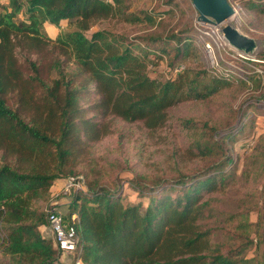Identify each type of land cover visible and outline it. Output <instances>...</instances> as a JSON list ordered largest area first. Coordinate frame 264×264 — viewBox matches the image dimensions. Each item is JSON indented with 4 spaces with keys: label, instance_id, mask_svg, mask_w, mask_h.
Listing matches in <instances>:
<instances>
[{
    "label": "trees",
    "instance_id": "trees-1",
    "mask_svg": "<svg viewBox=\"0 0 264 264\" xmlns=\"http://www.w3.org/2000/svg\"><path fill=\"white\" fill-rule=\"evenodd\" d=\"M235 1L264 15V0ZM164 3L167 10L150 11H130L129 0L0 4V264H61L62 252L40 228L54 207L52 185L70 177L83 181L64 204L80 248L72 264H264L263 251L246 258L263 243V234L251 238L254 202L241 198L229 211L212 197L233 182L239 157L231 146L254 128L257 109L244 100L224 128L172 116L178 105L207 101L231 82L203 68L192 29L159 31L179 6ZM110 20L154 29L88 34ZM45 25L60 29L54 39ZM258 57L263 63L264 52ZM114 119L140 122L150 133L175 123L189 139L186 159L206 162L173 168L171 176L129 178L130 201L119 176L103 182L106 168L87 163L91 145L117 133ZM251 151L252 165L264 160V128Z\"/></svg>",
    "mask_w": 264,
    "mask_h": 264
},
{
    "label": "rangeland",
    "instance_id": "rangeland-1",
    "mask_svg": "<svg viewBox=\"0 0 264 264\" xmlns=\"http://www.w3.org/2000/svg\"><path fill=\"white\" fill-rule=\"evenodd\" d=\"M7 1L0 0V4H6ZM164 1L129 0L130 11H150L154 7H159L158 10H167L169 7L165 5ZM175 1L179 3V6L174 16L172 18L165 17V24L159 31L164 28L174 32L181 29H192L194 31L193 42L200 49L199 61L203 68L225 76L231 85L207 101H190L178 105L172 109V116L175 119H192L198 123L207 122L209 125L224 128L232 126L231 116L235 115L237 108L244 109V100L254 103L252 106L257 109L256 112L249 111L258 116L255 117L254 128L246 129L231 146L232 156L239 157L233 182L228 184L223 193H213L212 197L221 199L223 208L229 211L235 209V203L241 198L254 202V209L249 216V221L257 226L256 233H253L251 238L258 240L264 230V224L258 223V218L262 219L264 214V160L255 161L256 163L252 165L256 153L252 152L251 148L264 128V62L262 63L261 58L258 57L264 52L262 46L264 15H253L240 7L237 1L231 0L234 13L223 25L234 26L240 33L258 43L253 55L244 56L228 45L221 32L223 25L213 27L199 22L198 14L190 0ZM100 28L125 32L129 36L150 33L154 29L145 24L116 26L115 22L110 20L93 26L88 34ZM45 32L48 37L54 39L60 29L45 25ZM163 69L164 65L162 64L159 70ZM239 80L243 81L245 85L239 84ZM114 126L117 130L116 134L91 145L87 163L91 166L96 164L106 168L102 176L103 182L108 183L107 180L119 176L123 180L121 185L124 193L129 195L130 201L134 200V195L127 186L129 178L155 175L162 170H165L167 176H171L173 168L188 171L200 168L206 162L186 159L189 139L184 130H179V126L177 127L175 123H173L172 130L168 131L164 128L155 133L148 132L140 122L128 125L114 119ZM111 164L116 166L110 169ZM65 187V180L56 181L51 187V205L57 209L60 208L64 214L66 213L64 204L72 193V189L67 192ZM0 237L3 238L4 234L0 233ZM219 239L220 236L217 235L213 240L218 241ZM262 251L263 243L257 248L253 247L247 253L246 258L260 259Z\"/></svg>",
    "mask_w": 264,
    "mask_h": 264
},
{
    "label": "water",
    "instance_id": "water-1",
    "mask_svg": "<svg viewBox=\"0 0 264 264\" xmlns=\"http://www.w3.org/2000/svg\"><path fill=\"white\" fill-rule=\"evenodd\" d=\"M193 8L198 14L197 20L204 24L220 27L234 13L232 6L227 0H190ZM222 35L228 45L244 56L254 54L258 43L240 33L232 25H223L221 28ZM264 47V41L262 42ZM264 223V214H263ZM263 252H264V230H263Z\"/></svg>",
    "mask_w": 264,
    "mask_h": 264
},
{
    "label": "built area",
    "instance_id": "built-area-1",
    "mask_svg": "<svg viewBox=\"0 0 264 264\" xmlns=\"http://www.w3.org/2000/svg\"><path fill=\"white\" fill-rule=\"evenodd\" d=\"M65 182L67 192L74 188L81 189L83 184L80 177H70ZM45 214L47 227L52 234L56 247L62 253L79 254L78 236L73 219L66 221L64 214L55 207L46 209Z\"/></svg>",
    "mask_w": 264,
    "mask_h": 264
},
{
    "label": "crops",
    "instance_id": "crops-1",
    "mask_svg": "<svg viewBox=\"0 0 264 264\" xmlns=\"http://www.w3.org/2000/svg\"><path fill=\"white\" fill-rule=\"evenodd\" d=\"M58 210L60 211V208H58ZM65 212H66V210H65ZM40 232H41L43 237L49 238V239L52 238L51 232L49 231V229L47 227H41ZM71 255L72 254H70V253H62V256L60 257V263L61 264H72L73 255L72 256Z\"/></svg>",
    "mask_w": 264,
    "mask_h": 264
}]
</instances>
